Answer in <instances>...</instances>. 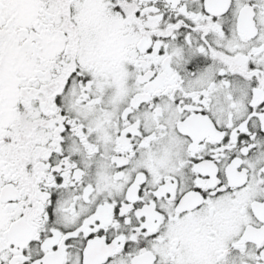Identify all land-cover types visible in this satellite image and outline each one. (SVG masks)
<instances>
[{"label":"snow or ice","instance_id":"snow-or-ice-1","mask_svg":"<svg viewBox=\"0 0 264 264\" xmlns=\"http://www.w3.org/2000/svg\"><path fill=\"white\" fill-rule=\"evenodd\" d=\"M0 264H264V0H0Z\"/></svg>","mask_w":264,"mask_h":264}]
</instances>
